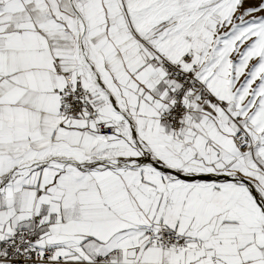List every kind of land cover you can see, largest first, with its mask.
<instances>
[{
    "label": "snow or ice",
    "instance_id": "obj_1",
    "mask_svg": "<svg viewBox=\"0 0 264 264\" xmlns=\"http://www.w3.org/2000/svg\"><path fill=\"white\" fill-rule=\"evenodd\" d=\"M0 264H264V0H0Z\"/></svg>",
    "mask_w": 264,
    "mask_h": 264
}]
</instances>
